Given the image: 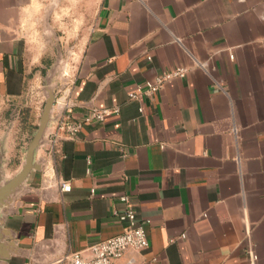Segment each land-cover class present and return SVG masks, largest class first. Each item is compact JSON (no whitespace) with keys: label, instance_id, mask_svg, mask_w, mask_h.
<instances>
[{"label":"crops","instance_id":"0c3cea01","mask_svg":"<svg viewBox=\"0 0 264 264\" xmlns=\"http://www.w3.org/2000/svg\"><path fill=\"white\" fill-rule=\"evenodd\" d=\"M39 4L0 0V139L27 88ZM79 48L40 168L5 218L19 250L8 263L57 264L119 234L128 194L149 245L113 264H264V0H101ZM177 67L186 75L129 99ZM117 106L73 136L61 127Z\"/></svg>","mask_w":264,"mask_h":264},{"label":"rangeland","instance_id":"374dc122","mask_svg":"<svg viewBox=\"0 0 264 264\" xmlns=\"http://www.w3.org/2000/svg\"><path fill=\"white\" fill-rule=\"evenodd\" d=\"M101 0H40L39 13L28 27L31 44L29 60L31 74L25 94L9 101L3 111L8 118L2 141L5 152V177L14 175L21 167L19 156L37 129L41 114L50 94L57 98L64 95L75 64L74 50L96 19ZM43 54L40 58H35ZM18 165V166H17Z\"/></svg>","mask_w":264,"mask_h":264},{"label":"built area","instance_id":"2783aa9c","mask_svg":"<svg viewBox=\"0 0 264 264\" xmlns=\"http://www.w3.org/2000/svg\"><path fill=\"white\" fill-rule=\"evenodd\" d=\"M232 56V55H231ZM151 59V56H148ZM185 67H177L171 70H162L155 77L145 80L137 84L135 88L129 91L128 96L131 100H140L145 96H151L160 91L165 82L173 77H183L186 75ZM120 108L117 106L114 109H94L83 120L78 122H64L61 127H64L69 135H75L82 124L90 121H103L108 115L118 114ZM140 111L142 108L140 107ZM55 140H53V143ZM61 189L65 191L71 190V184L68 181L60 183ZM122 207L113 210L114 215L120 222L123 223V230L117 235L91 244L86 251H74L65 259L60 260L57 264H113L114 261L120 258L127 249H144L149 245L145 224L149 220H140L137 216L133 201L128 194L119 196ZM186 234H182L185 237ZM253 259L257 255L251 253Z\"/></svg>","mask_w":264,"mask_h":264},{"label":"water","instance_id":"95a60500","mask_svg":"<svg viewBox=\"0 0 264 264\" xmlns=\"http://www.w3.org/2000/svg\"><path fill=\"white\" fill-rule=\"evenodd\" d=\"M55 96L50 94L41 114L37 129L29 140L20 169L11 177H5V148L0 141V264H9L12 254L18 253L13 234L4 227L7 214L13 209L16 199L27 187L30 173L40 168V163L35 159L36 153L45 142V134L50 123L55 120L53 105Z\"/></svg>","mask_w":264,"mask_h":264}]
</instances>
